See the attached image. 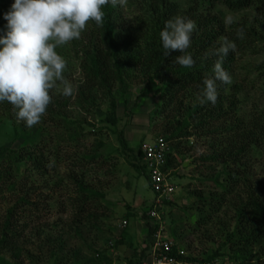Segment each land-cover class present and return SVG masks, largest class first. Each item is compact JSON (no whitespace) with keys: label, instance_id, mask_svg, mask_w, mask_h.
<instances>
[{"label":"trees","instance_id":"1","mask_svg":"<svg viewBox=\"0 0 264 264\" xmlns=\"http://www.w3.org/2000/svg\"><path fill=\"white\" fill-rule=\"evenodd\" d=\"M13 3L14 0H0V35L6 31L4 14ZM142 6L143 12L136 9L141 14L136 16L134 22L125 21L121 7L105 6L102 9L105 13L103 26L97 27L94 22H89L81 38L68 44L82 75V79L72 82L76 87L75 95L64 97L55 93L47 116L37 126L29 128L21 122L23 130L29 128L28 136L32 133L30 137L35 139L34 144L8 148L6 158L0 162V203H7L4 216L0 218V253H10L14 264H39L45 260H49V264H76L80 261L83 264H102L108 249H116L120 242L107 239L100 248L92 249L90 256L82 255L78 249H69L62 230L58 229V221L51 223L47 216L53 208L58 207L54 200L58 189L54 188H62L64 179L68 181L66 184L71 191L66 201L61 203L62 211L67 207L68 211L72 210L74 220L70 229H73V223L96 219L90 214V205L96 196L101 197L85 182L84 174L86 167L96 164L101 158V153L82 152L86 122L73 118L69 111L75 108L87 113L103 112L106 125L115 127L118 118L114 89L124 97L134 85L141 83L143 89L155 87L154 96H159V114L164 118L163 131L169 147L165 170L176 167L174 151L180 154L191 151L192 145H181L183 139L195 136V143L199 140L208 149L207 153L195 160L199 162L198 167L200 164L203 168V171L198 169L199 188L192 190L195 196L192 206L198 214L195 225L206 226L218 214H223L222 218L213 222L220 240L212 255L206 258L187 253L184 256L176 255L177 246L185 243V236L177 232V226L173 229L175 245L172 255L179 264H204L223 256L224 252H221L227 250L236 264H264V188L250 186L251 180L247 178L249 160L256 163L264 158V64L257 69L262 83L260 93L262 90L263 104L252 107L245 116L239 113V102L234 97L236 91L226 94V89L231 85L217 82L219 96L215 105L210 102L201 105L198 100L202 81L214 76L217 60L215 55L205 59V54L219 48L224 38L237 46L222 65L231 76L236 54L244 53L256 44L261 45L264 53V0H142ZM216 6L232 13L251 10L252 22L241 19L226 26L223 19L215 14ZM175 16L192 19L197 24L191 47L187 50L196 61L191 68L173 64L175 57L182 55L179 51L171 52L168 57L163 56L159 33L164 29L165 22ZM124 22L128 25L124 26ZM240 27L245 31L243 40L236 36V30ZM219 39L222 42L217 44ZM60 51L64 52V48H60ZM65 59L70 63L69 58ZM123 103L126 104L127 100L124 99ZM3 117L9 119L12 125H18L8 102L0 103V118ZM49 123L52 130L61 128L56 132V139L52 134L46 140L43 137ZM15 132L18 137V128ZM118 140L123 151L130 152L132 168L143 174L150 185L141 151L137 149L134 155L122 131L118 133ZM49 162L52 163L51 167L47 166ZM22 163L29 164V171L21 169ZM62 165L67 172L45 180V187L51 188L52 193L40 194L39 189L44 190V186L40 183L36 185L32 178L30 180L31 174L53 177L51 173ZM23 171H28L30 176ZM185 187L188 189L189 184ZM153 205L141 216L147 225V239L158 227L157 223L152 225L147 215ZM174 205L172 198L170 201L162 200L157 209H170ZM227 212L232 213L229 218H226ZM163 222L167 225L174 221L166 218ZM194 227L191 226L192 231ZM75 235H80L78 229ZM144 243L143 248L135 250L122 261L140 264L151 244L150 240ZM30 247L34 250H30ZM186 247L189 249L190 244L187 243Z\"/></svg>","mask_w":264,"mask_h":264},{"label":"rangeland","instance_id":"2","mask_svg":"<svg viewBox=\"0 0 264 264\" xmlns=\"http://www.w3.org/2000/svg\"><path fill=\"white\" fill-rule=\"evenodd\" d=\"M132 2H134V5H132ZM141 8H143L142 0H127L126 6L120 10L126 22H134L136 16L141 14L136 9H140L143 12ZM214 11L216 12L215 14L223 19L226 26H228L225 23L227 16H232L234 21L247 19L249 23L252 22L253 18L251 10L232 13L221 6H216ZM125 25H128V23L124 22ZM221 42L222 39H219L217 44ZM67 46L61 47L64 48L62 53L60 48L56 50L62 57L69 58L68 72L65 73V76L73 82L76 79H82V75L74 61L73 54ZM263 64L264 53L261 45L256 44L252 49L236 54L232 76L233 82L230 84L231 87L226 89V94H233L236 91L234 97L239 102L238 107L241 116H245L252 107L262 106L263 104L262 90L260 93L262 83L257 76V69ZM143 86L142 83L134 85L131 92L124 97L117 93L116 88L114 89L113 96L116 100V116L118 118L115 127L106 125L103 112L87 113L78 111L75 108L69 111L73 118H78L80 122H86L82 152L92 153L96 151L98 154L101 153V158L98 159L96 164L89 165L84 171L85 182L99 192L101 197L96 196L93 200V206L90 205V214L96 219H91L81 224L73 223V229H70L72 220H74L72 210L69 209L68 211L67 207L65 211H62L63 204L61 203L66 201L71 191L66 184L68 181L64 179L62 188H54L55 190L58 189L55 192L54 200L60 207H57V209L53 208L47 217L51 223L58 221V229L62 230L63 236L66 238L67 248L78 249L82 255L90 256L92 249L100 248L106 239L111 242L119 241L120 243L117 244L115 250L108 249L106 258L101 261L102 264H118V262L130 256L131 250L133 253L145 245V241L142 242V240L146 238L144 231L147 229V225L141 216L154 203L155 195L146 177L132 168L130 164L131 154L123 151L118 140V133L122 131L128 147L133 149V153L136 155L137 149L140 150L142 141L149 142L159 136L167 138L163 131L164 118L159 114V96H154L156 88L147 87V89H143ZM124 99L127 100L126 104L123 103ZM103 107L106 108L107 105H103ZM17 123L19 126L12 125V122L5 117L0 118V162L6 158L8 148H20L29 144L33 145L35 142V139L30 137L32 133L28 136L29 128L23 130L20 127L21 122ZM16 128L19 131L18 137H16ZM51 128L52 125L49 123L44 129L45 136L43 135V137L45 140L50 134L54 135L56 139L58 134L56 132L61 129L58 128L56 131ZM36 137L38 138L39 136ZM187 141L189 142L188 144L186 143ZM180 142H182L181 145L186 147L192 145V149L189 152L183 151L181 154L174 151L177 156V159H175L176 167H172L167 171L176 186L172 196L175 205L170 209L162 208L160 210L161 220L155 223L158 224L166 218H171L174 222L167 225L163 224V233L174 240L173 229L176 226L179 227L177 232H182L185 236V243L184 245L181 244V246L186 250V253L194 257L206 258L212 255L218 247L220 236L217 235L216 226H214L213 222L217 221L219 217L222 218L223 214H218V217L215 220L212 219L206 226L195 225L198 214L197 210L192 206L195 200L192 190L199 188L198 178L200 171L198 169L203 171L200 164V167H198L199 162L195 160L200 155L207 153L208 149L199 140L195 143V136L183 139ZM249 161L247 178L251 180L249 182L250 186L257 185L264 188V171L261 168H264V158L256 163L252 160ZM20 166L23 170H28L30 167L27 163H22ZM57 168L58 170L51 173L54 175L53 177L50 175L39 177L33 173L31 174L30 180L32 178L36 185L40 183L44 186V190L39 189L40 194L41 192H44V194L42 193L43 195L52 193L51 188H46L44 185L47 184L46 179L60 177L63 172L68 171L63 165ZM28 171L23 172H27L28 176H30ZM187 184H189L188 189L185 187ZM6 206L7 203H0V218L2 215L4 216ZM227 214L226 218L232 215L231 212H227ZM123 219L127 220V227L124 229L119 227ZM191 226H195L193 231ZM54 227L55 229L57 228V226ZM77 229L80 235H75V230ZM187 243L190 244L189 249L186 247ZM30 250H34V248L30 247ZM221 253H223V256L213 260L216 264H236L228 255L227 250ZM49 262V260H45V262H40L39 264H49ZM0 264H14L10 253H0ZM76 264H83V261Z\"/></svg>","mask_w":264,"mask_h":264},{"label":"clouds","instance_id":"3","mask_svg":"<svg viewBox=\"0 0 264 264\" xmlns=\"http://www.w3.org/2000/svg\"><path fill=\"white\" fill-rule=\"evenodd\" d=\"M126 4L127 0H14L4 14L6 31L0 35V103L11 104L17 122L35 127L47 116L55 93L75 95L76 87L65 76L68 61L56 49L79 40L89 22L102 27L105 6L123 8ZM225 23H235L234 18L227 16ZM196 31L197 24L192 19L175 16L167 20L159 33L163 56L179 51L182 55L175 57L173 64L193 67L196 61L187 50ZM236 36L245 38L243 27L237 28ZM236 47L235 42L224 38L219 48L205 54V59L215 55L217 60L214 76L202 81L198 96L201 105L217 103L218 81L232 84V76L222 65Z\"/></svg>","mask_w":264,"mask_h":264},{"label":"built area","instance_id":"4","mask_svg":"<svg viewBox=\"0 0 264 264\" xmlns=\"http://www.w3.org/2000/svg\"><path fill=\"white\" fill-rule=\"evenodd\" d=\"M142 161L148 170L150 188L155 195L154 205L147 215L152 225L161 220L160 210L157 206L162 200L170 201L175 191V184L172 182L170 174L164 169L166 163V153L169 151L165 138L157 137L152 141L143 142L141 144ZM163 224L158 223L157 230L150 237V248L146 258L140 264H179L172 255L175 242L163 233ZM127 226V220L123 219L119 224L120 228ZM176 255H186V250L182 246H177ZM118 264H126L123 261ZM204 264H216L210 261Z\"/></svg>","mask_w":264,"mask_h":264},{"label":"crops","instance_id":"5","mask_svg":"<svg viewBox=\"0 0 264 264\" xmlns=\"http://www.w3.org/2000/svg\"><path fill=\"white\" fill-rule=\"evenodd\" d=\"M144 232L146 233V232H147V230H145ZM140 239H141V238H140ZM145 240H150V238H149V239L145 238V239H143V240H142V242H144ZM144 246H145V245H144ZM138 250H139V249H138ZM138 250H137V251H138ZM131 254H132V250H131V253H130V255H131Z\"/></svg>","mask_w":264,"mask_h":264}]
</instances>
